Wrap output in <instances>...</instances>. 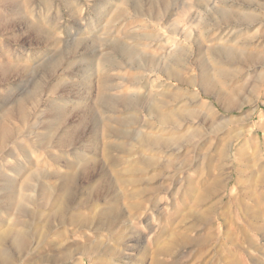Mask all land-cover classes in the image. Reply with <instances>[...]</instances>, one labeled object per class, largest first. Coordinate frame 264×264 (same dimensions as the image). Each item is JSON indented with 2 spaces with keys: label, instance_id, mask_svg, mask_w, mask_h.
Listing matches in <instances>:
<instances>
[{
  "label": "rangeland",
  "instance_id": "374dc122",
  "mask_svg": "<svg viewBox=\"0 0 264 264\" xmlns=\"http://www.w3.org/2000/svg\"><path fill=\"white\" fill-rule=\"evenodd\" d=\"M226 14L230 24L214 29ZM200 49L217 57L200 54ZM221 52L230 56L225 59ZM100 63L125 69L101 75ZM200 66L211 68L213 92L230 110L200 92ZM260 68L262 0H0V135L9 132L5 140L0 138V196L15 198L16 204L8 210L6 200L1 202L0 234L20 215L16 210L20 221L39 224L34 240L43 231L47 246H34L38 255L29 264H51L45 262L51 257L56 264H264V214L256 215L248 200H230L254 181L246 178L241 158L227 159L223 202L205 206L215 211L212 225L202 227L189 216L202 210L193 206L192 195L206 183L205 173L222 165L211 161L215 141L206 133L214 129L208 104L224 122L237 121L226 132L245 124L254 108L243 130L254 129L234 142L233 152L254 133L263 136L257 124L264 115V83L261 88L253 79ZM166 72L183 83L168 80ZM136 82L146 88H133ZM254 88L261 90L258 99L250 94ZM123 98L131 104L114 105ZM160 100L172 110L181 109L175 117L181 141L166 154L145 150L129 158L121 155L136 136L160 134L145 114ZM16 105L23 117L11 112ZM186 108L195 120L184 115ZM146 123L152 130L145 129ZM105 127L123 138L105 139ZM171 130L165 133L176 132ZM150 157L156 165L145 168L141 162ZM55 189L64 195L56 215L47 193ZM155 189L159 193L152 196ZM247 205L251 211L241 218ZM105 209L122 214L111 236L96 231V218ZM45 223L56 228V237L47 235ZM181 235L207 242L181 247ZM173 241L167 256H156V242L166 246ZM5 248L14 259L10 264H27L9 242Z\"/></svg>",
  "mask_w": 264,
  "mask_h": 264
},
{
  "label": "bare ground",
  "instance_id": "6f19581e",
  "mask_svg": "<svg viewBox=\"0 0 264 264\" xmlns=\"http://www.w3.org/2000/svg\"><path fill=\"white\" fill-rule=\"evenodd\" d=\"M262 1H264V0H262ZM230 21H231L230 15L226 14L220 18L219 22L216 25H213V28L216 29L217 27H220V25L228 26L230 24ZM250 23H251V25L248 27V29H252L254 27L253 26L254 24H252L253 22H250ZM256 24H255V26H256ZM262 26H263V24H262ZM34 29H35V27H34ZM218 35L219 36L216 38L217 40L221 39L220 33ZM210 52H212V50H210V49H207L204 52L200 49V54L204 53L206 55V54H209ZM212 55L217 57V54H213V52H212ZM222 55L225 56V59H227L228 56H230V54L227 52L222 53ZM253 59H254V56H252V55H249L247 57L248 62H252ZM214 64L220 66L221 62H216V59H214ZM242 64L243 63H241V65ZM123 69H125V68L121 67V66H106L105 64L100 63L99 73L101 75H103V74H105V72L107 73L109 70L117 71V70H123ZM210 70H211V68H207V66H200L199 67V75H198L199 76V86H198V88L202 94H204L205 96H208V97H212L214 99V101L217 102L223 110L228 111L230 109L228 107L222 105L220 103L219 97L213 92L214 86L212 85V78H211ZM259 70H261V71H259L258 76L256 75L258 78L253 77V79H257V81H259V85H262L260 87L263 88L262 83H264V73H263L264 69L260 68ZM215 72H216V74L221 76V70L220 69H214V73ZM257 72H258L257 69H254L252 71V73H254V74ZM165 76L168 80L174 79L180 83H183L179 79L176 78L175 74H173L171 72H166ZM90 77H92V76H90ZM186 83L191 84L192 82H191V80H189ZM140 84L137 82L133 83V88L138 89V90L142 89V88H144V89L146 88ZM102 85H104V86L106 85L104 83V81H103ZM121 87L122 86L119 85L115 88L106 87L103 89L108 92V91L116 90V89L121 88ZM254 92H255V97L258 99L260 96L261 90H256L254 88L253 90H251L250 94L254 95ZM173 98H177V97H173ZM128 103H129V101L127 99L123 98V99H120L119 101H117L116 104L114 103V105L118 107L121 105L125 106ZM166 103H167L166 100H160L158 102H155L152 104V106L150 105L151 107H150V109L148 108L149 110L147 111V113L144 112L146 114L147 120L154 121L157 123V125L159 126L158 130L160 131V134L156 135L155 133H152V134H145V135L136 136V138L133 139V141L130 143V148L122 150L120 153L121 155H124L126 158H129V157L136 155L137 152H142L145 150H147V151L148 150L159 151L163 154H166V152L172 151V150H169L170 145L177 144L181 141L182 137L179 134L180 126L179 127L175 126V121H176L175 117L177 115L181 114L180 113L181 109L176 106L175 107L176 109L173 108L174 110H172L171 108L167 107ZM129 104H131V102ZM208 105L211 108L210 114H211L212 119H213L211 127H214V129H212L210 132H206V133H208V134L211 133L213 135V139L215 141V143L211 146V155H210L212 157L211 161L213 159L220 160L222 162V165L218 168V170H216L217 174H214V173L211 174L212 172H216V171H214L212 169H208V171H207V169H206L207 173H205V174L208 177L207 180L205 179L206 183L203 182L204 184H202L201 190L197 194L195 193L192 195V201L194 203L193 206H195V208H198V207L200 209L202 208V210L201 211H194L189 216L191 218H193L194 221L196 223L200 224L202 227H207V226L212 225L211 220L213 217H211V215H213L215 211L212 207L205 209V206L208 204H212L214 201H216L215 205H219L223 202V196H221V195L224 194L225 191H227V189H228L227 183H226L227 178L226 177L224 178L223 175H224V171L227 169V167L230 166V165H228V161H227L229 156H233L235 158L237 157L238 160H239V158H241L243 160V163H244L242 170L244 169V170L248 171L246 178L253 177V179H254L252 186L247 187L245 190L241 191L239 194H235V195L231 194L230 200L234 199L238 203H243V201L248 200L249 202H251L252 206L256 209V212H255L256 215H258L260 213L264 214V165L261 164V162L264 161V151H263L262 145H261L262 142L264 143V115H262L260 117V122L257 124V127H258L257 129H259L263 134L262 138L259 136V134L254 133L253 137L251 136V137H249V139L244 140L243 143H241L240 146H238L233 152L234 142L237 140H239V141L242 140L246 133H248L254 129V127L250 126L246 131L243 130L246 127V125L249 123L248 120L250 118V115L254 111V108L251 109L250 112L247 114V118H245V120L243 119V121H245V124L237 126L236 129H234L231 132L230 131L226 132V129H227L226 126L230 125L231 123L234 124L237 121L231 122V123L228 121L224 122L221 119V116L218 115V112L215 110L213 105L211 103ZM11 112H15L18 114L19 117H23V112L19 111V105L12 107ZM182 112L184 113V115L187 118L192 119V120L196 119V117H194L193 111L186 108V109L182 110ZM191 123H193V122H191ZM145 129L147 131L148 130L150 131V130H152V127H150V125L146 123ZM171 129H174L176 132L171 133V134H166L167 131H168V133L170 131H172ZM207 130L209 131L208 128H207ZM115 133H113L112 131H109V128L105 127V134H104L105 139L110 140L112 138H117V139L121 140L123 138V136L122 137L119 136V133H117V134H115ZM8 134H9L8 131L6 132V131L2 130V134L0 135L1 140H5L6 135H8ZM125 138H127V137H125ZM91 139H92V137H91ZM223 139L224 140L227 139V142L224 141ZM93 140H95V137ZM55 147H56V145H55ZM258 149H260V150L257 151ZM108 150L106 149V151H105L106 157H108L110 154V152ZM250 150H251V152L254 153V154H252L253 157H251L252 155L251 156L248 155L250 153ZM185 153L190 154V151H186ZM195 154H196V152H195ZM242 160H241V162H242ZM88 162H85V163H88ZM141 163L144 165L145 168H151V167L156 165L153 157H150L146 161L141 162ZM112 167H116V165H112ZM84 168L86 169L85 165H84ZM232 170H233V168H232ZM228 182H229V180H228ZM246 182H249V181L246 180ZM128 185H131L133 188L134 182H131ZM0 187H2V186H0ZM10 187L11 186L9 185L8 188H10ZM61 190H64V189L62 188ZM61 190L57 189V191H56V189H55V191L54 190L53 191H51V190L47 191V193L49 192L48 194L51 195L50 200H51V204H52L53 208L55 209V215H56V205H57L58 209H61L60 207L62 206V199H63L64 195H63ZM7 191H9V190H7ZM159 191L161 192L160 189H159ZM189 191L192 192L191 190H188V191L186 190V193H188ZM10 192H12V191H10ZM150 193L152 194V196H154V194L156 195L159 192H158V190L156 191V189H155V191L153 193L151 191H150ZM22 198L23 197L20 196V199L22 201H24ZM125 198H127V196L124 195L121 198L117 199V201H120V200L125 199ZM4 199L6 200L4 202V205H3L4 208L10 210L11 208L14 207L15 198L9 199L7 196H6V198H5V196L1 197L0 198V205H1V202L3 203ZM85 208H86V206H85ZM2 209H0V210H2ZM79 209H80L79 207H76V209L74 207V210L78 211ZM131 210H135L134 205L131 206ZM16 211H18V212H16V214L19 213L22 216V214L20 213L19 210H16ZM249 211H251V206L248 207V205H247V207L243 208V212L239 213L240 217L246 218L247 213ZM13 216L16 217L17 215H15V213H14ZM19 216L16 218L15 221H12L13 223L10 224L9 228L6 231H4L3 233L0 234V264H10L11 261L13 262V260H14L12 258V256L9 254V252L7 251V249L5 248L6 242H9L11 244V246L16 251H18L19 256H20V254H21V256H24L23 258L26 259L27 264H29L33 260V256L35 255V253L37 254V252H35V253L33 252L34 246H35V248H37V250H39V249L43 250L42 246L46 244L45 242L47 241V236L43 234V231H40V233L38 234V236L34 240V235L36 233V230H38L39 224L33 222L32 219L20 221L19 219L21 217H19ZM133 217H135V216H133ZM121 218H122V214L116 215V214H114L113 211H111L109 209H105L96 218V221H95V226H97L96 231L99 232V234H101L102 232H105L106 234L111 236L114 233V231H116V227L120 224L118 222L121 220ZM23 219H24V217H23ZM26 219H27V217H26ZM30 220H32V221H30ZM10 221H11V219H10ZM102 221H104V222H102ZM8 224L9 223H7L6 225H8ZM49 225H50V223H49ZM49 225H48V223H45V224H42V227H43V229L46 228L47 235L52 236V237L53 236L56 237V228L50 227ZM192 228H191V231H192ZM148 232L150 233L153 231H152V229L148 228ZM181 236L182 237L178 240V246H181V247L182 246H189V245H193V244H196V246H197L198 242L200 244H205L207 242L206 238L202 239L200 237V240L198 239L195 242H192L191 239L188 238L187 236H183V235H181ZM246 237L247 236L245 235L244 241L246 240ZM51 240L53 241L52 238H51ZM51 243H49V244H51ZM173 243H174V241L172 243H169L170 245L167 244L165 246V245H161V243H159V242H156V244H155L156 245V250H155L156 256H165V255L167 256V254L170 252V248H171ZM45 246H47V245H45ZM109 253H106V254L108 255ZM51 258L49 260L47 259L48 261H45V262L51 263V264H56V258H53V257H51ZM156 264H159V263H156Z\"/></svg>",
  "mask_w": 264,
  "mask_h": 264
}]
</instances>
